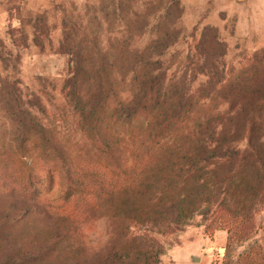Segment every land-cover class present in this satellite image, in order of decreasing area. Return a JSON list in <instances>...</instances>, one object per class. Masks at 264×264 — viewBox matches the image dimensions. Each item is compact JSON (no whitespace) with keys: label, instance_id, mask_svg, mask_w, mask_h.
<instances>
[{"label":"trees","instance_id":"obj_1","mask_svg":"<svg viewBox=\"0 0 264 264\" xmlns=\"http://www.w3.org/2000/svg\"><path fill=\"white\" fill-rule=\"evenodd\" d=\"M164 7L181 10L178 0ZM125 34L101 47L97 34L65 31L61 44L70 59L62 87L66 101L76 126L102 156L70 159L87 144L66 145L35 122L38 97L21 103L9 92L0 99L10 128L18 126L0 138V195L17 191L25 201L37 199L36 185L45 183L33 178L40 162L49 163L47 170L62 168L61 200L70 216L90 214L93 189L106 187L113 223L107 264H158L162 245L149 229L172 233L197 216L207 221L205 230L226 231L227 249L249 239L264 206V45L237 70H226L224 42L214 27L203 26L195 62L201 59L196 71L205 80L193 88L192 80L168 79L162 63L178 30L158 29L143 47L131 42L142 31ZM66 220L57 248L76 242L74 232L85 219L73 229V220ZM234 264H264L263 246H249Z\"/></svg>","mask_w":264,"mask_h":264},{"label":"rangeland","instance_id":"obj_2","mask_svg":"<svg viewBox=\"0 0 264 264\" xmlns=\"http://www.w3.org/2000/svg\"><path fill=\"white\" fill-rule=\"evenodd\" d=\"M166 1L0 0V81L14 84L12 88L0 85V99L4 101L9 92L20 96L21 103L38 97L41 108L33 112L35 122L51 129L66 145L87 144L70 159L99 157L102 155H97L91 141L76 126L62 88L70 60L61 48L65 31L97 34L96 42L101 47L121 40L122 34L127 38V30L142 31L131 42L143 47L156 30L176 29L178 38L166 50L162 63L169 67L168 79L192 80L193 88L205 80L196 71L201 59L195 62L196 41L203 26L214 27L224 42L222 64L226 70H237L264 45V0H178L180 17L179 10L166 11ZM3 116L0 104V138L7 139L18 126L14 122L10 128ZM31 153L27 155L35 156V151ZM40 164L33 178L45 183H37V199L25 201L17 191L0 195V264H107L113 232L107 188L98 184L93 189L96 206L90 214L73 212L70 216L61 200L62 168L56 164L49 171L43 168L48 162ZM49 176L51 182L47 184ZM66 219L73 220L72 229L80 219L85 220L74 232L76 242L57 248L61 247L57 241L68 228ZM254 220L256 233L229 249L226 231L205 230L207 221L199 216L172 233L149 229L162 245L158 264H234L237 255L249 246L260 244L264 249V206L258 208ZM132 231L139 233L137 228Z\"/></svg>","mask_w":264,"mask_h":264}]
</instances>
